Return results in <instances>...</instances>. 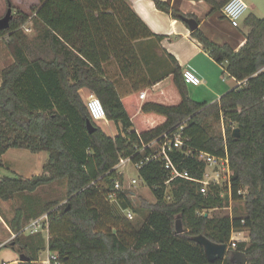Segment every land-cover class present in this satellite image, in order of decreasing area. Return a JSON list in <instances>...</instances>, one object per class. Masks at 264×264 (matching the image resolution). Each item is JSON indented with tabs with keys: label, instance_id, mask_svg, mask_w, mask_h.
<instances>
[{
	"label": "trees",
	"instance_id": "obj_1",
	"mask_svg": "<svg viewBox=\"0 0 264 264\" xmlns=\"http://www.w3.org/2000/svg\"><path fill=\"white\" fill-rule=\"evenodd\" d=\"M153 1L176 19L198 20L169 1ZM204 1L211 7L210 15L226 18L222 9L229 0ZM40 2L33 16L17 11L10 27L0 30V38L8 36L14 57L3 69L0 85V166L10 148L47 151L49 158L42 174L0 178V200L66 182V202L49 201L37 213L48 214L49 250L57 253V264H244L232 260L234 251L246 254L245 264H264V17H246L249 32L238 49L211 40L199 28L193 31L218 63L227 62L224 73L240 82L209 103L190 97L183 68L172 55L169 83L160 91L151 90L156 82L149 79L136 42L163 36L155 34L126 0ZM30 17L38 37L50 42L51 58L29 56V37L22 26ZM110 61L130 80L129 94L121 96L116 80L106 74L105 64ZM84 87L102 101L117 136L108 135L91 118L80 94ZM143 90L146 97L141 99ZM157 117H163V122ZM216 117L236 123L227 127L226 137L211 135L206 128V122ZM89 120L97 127L93 133L88 130ZM182 123L184 148H193L195 154L175 149L171 157L198 181L177 178L167 183L170 173L164 161L146 160L156 147L144 145L178 130ZM236 128L239 137L234 136ZM199 151L228 156L230 188L212 183L206 194L202 192L207 162L198 158ZM121 157L144 162L138 173L156 197L154 202L142 201L145 219L139 226L117 214L109 198L115 179L123 180L115 168ZM225 193L245 200L244 217L205 215L206 210L224 206ZM127 194L126 190L119 193L121 209L133 208ZM26 218L24 210L18 209L10 221L17 236L3 247L26 256L19 264H41L39 253L46 249V241L42 233L23 234ZM178 219L185 230L177 231ZM243 230L250 240L233 242V233ZM198 235L227 244L226 257L210 261L204 246L195 240Z\"/></svg>",
	"mask_w": 264,
	"mask_h": 264
},
{
	"label": "crops",
	"instance_id": "obj_2",
	"mask_svg": "<svg viewBox=\"0 0 264 264\" xmlns=\"http://www.w3.org/2000/svg\"><path fill=\"white\" fill-rule=\"evenodd\" d=\"M36 1H38L37 7H39L41 5V2L40 0ZM126 1L155 34L163 36L161 40L154 37L142 39L136 42V48L143 60V65L146 70V73L153 83L156 82L151 87L152 91H160L169 83L170 73L173 68V63L170 60L169 55H172L177 59V61L183 68V71H185L186 69H192L200 77V79L202 80V85L205 86V92L207 93L210 99L209 103L219 100L225 93L240 84V82H238L236 78L231 76V83H226L227 79L224 77L222 70L224 69V66L227 64V62L218 63L213 58L210 51L207 50L196 37L193 36V31L190 29L189 25L184 20L176 19L172 17L171 14L158 9L153 0ZM164 1H169L172 6H176L185 14L195 15L199 20V29H201L209 38L210 36L206 33V31H209V33H213V35H217L218 37L222 38L221 35L224 32L223 24L225 23V21H227L228 23L229 21L226 18L219 19V17L214 14L210 15L211 7L206 1ZM245 19L246 18L243 19L241 25H244ZM206 25L210 27L209 30L206 29ZM229 25L233 27L230 23ZM25 26L30 29H33L35 32L37 31V29L33 25V20L32 22L28 21ZM233 28H236V30L239 29L238 27ZM246 28L247 31L244 30L242 32H239V36H236V42L238 43L236 49L240 48L246 41V34L249 32V27L246 26ZM5 62L4 60H2L0 54V64L3 63V65H5ZM8 65L3 66L1 68V78L3 69L6 68ZM117 69L118 65L115 61H110L105 64L106 74L110 78L116 80L118 91L121 96H124L129 94L133 90L132 84L128 78H123L124 76H121L120 69ZM117 77H119V80L117 79ZM1 83L2 79L0 85ZM144 91L146 90H143V92ZM80 94L86 102L87 99L94 94V92L89 88L84 87L81 88ZM105 120L108 123H114L113 121H110L107 118ZM157 120L159 122H163V117H159ZM117 134L118 129L117 133H114L110 136L115 137L117 136ZM10 149H17L22 151L28 150L21 148ZM22 151L19 152L24 156H28L30 161L37 164V167L39 169L38 171H40V174H42L44 172V165L49 158V153L47 151L32 152L28 150L30 152L28 154L25 152L22 153ZM7 152L2 156V166L4 165L3 158L7 154ZM3 176L6 175L0 174V178H2ZM54 184H56L55 186L60 185V187L62 188L65 187V193H63L62 197H60L61 200H59L57 197H50L47 199L41 197L38 192L42 190V188H47L46 186L39 188L36 192L19 193L14 199L9 201L0 200V264H19V262L21 261L20 253H18L12 248L3 247L5 244L10 242L17 236V233L13 231L10 225V221L16 216L17 211L20 208L24 210L25 217H28L25 220L26 224L23 229V234L25 236H28L36 233H42L43 238L46 241V249L39 253V262L41 264H51L50 257L53 252L49 250V223L47 221L44 223V225L40 224L44 216H46L48 220V214H42L38 216L37 213H39L43 206L49 201L56 200L59 201L61 204L64 203L67 194L66 182L61 180L52 183L49 185L50 188ZM50 188L49 191H52L53 189L50 190ZM6 204L10 205L9 211H5L3 209L4 205L6 206ZM37 224H40V226H38ZM44 253H46L45 257Z\"/></svg>",
	"mask_w": 264,
	"mask_h": 264
},
{
	"label": "rangeland",
	"instance_id": "obj_3",
	"mask_svg": "<svg viewBox=\"0 0 264 264\" xmlns=\"http://www.w3.org/2000/svg\"><path fill=\"white\" fill-rule=\"evenodd\" d=\"M13 6V13L17 11H23L25 13H28L29 15L33 16V8L37 7L38 1L36 0H10ZM245 2L248 4L249 9L245 15V18L250 15L254 14L258 17L263 18L264 17V0H245ZM10 7L9 0H0V18L5 16L8 9ZM32 22V17H30L29 22ZM243 21V20H242ZM28 23V22H27ZM26 23V24H27ZM25 24V25H26ZM22 26V30L28 35V41L29 46L28 54L31 58H37L40 56L51 58L54 56V50L50 46V42L45 40L43 36H39L38 31H34L33 29H30L26 26ZM210 27L206 25V29L209 30ZM242 28V29H241ZM241 28L236 30V28H233L229 25L227 21L223 24L224 32L221 35L222 38L218 37L217 35H213V33H209V31H206V33L210 36V38L216 42H228L233 47L237 48L238 43L236 42V36H239V32L247 31V28L244 25H241ZM29 29V30H28ZM205 29V30H206ZM33 30V31H31ZM8 36H5L3 38H0V54L2 57V60H4L5 65L3 63L0 64V70L3 66H6L8 64H11L13 61V55L7 45ZM13 57V58H12ZM118 65V64H117ZM227 64L224 66V69L222 70V73L224 77L227 79L226 83H231V78L227 73H224L226 71ZM116 69V68H115ZM118 69L119 65H118ZM117 69V70H118ZM166 69V68H165ZM167 70V69H166ZM121 72V71H120ZM221 73V76H222ZM122 76V75H121ZM120 76V77H121ZM125 78V77H123ZM1 73H0V82H1ZM119 80V77H117ZM189 89V95L190 97L199 102L208 101L210 102V99L205 92V86L202 85H194V84H188ZM97 124L106 131L109 135H113L114 133H117V127L114 123H108L106 120H100L97 122ZM229 125L235 126L236 123H233L229 120H226L224 117H216V118H210L206 122V128L211 133V135H222L223 137H226L227 127ZM136 129H138V126L136 125ZM17 149H10L7 154L3 158L4 165L0 167V174L2 175H17L22 176L25 178H29L35 174H40V171H38L37 164L33 163L29 160L28 156L22 155ZM30 153L27 151H22V153ZM27 155V154H26ZM208 171L210 172V176L215 179L216 173H220L219 177V185L221 187H231V175H232V169L230 166V163L227 166H224L223 164H220L218 167L214 168V166L210 165L208 166ZM229 170V171H228ZM17 172V174H16ZM230 172V175H229ZM42 173V172H41ZM139 173L138 170L135 169L132 165H128L125 168L124 171V180H125V188L124 190L127 191V195L132 203V209L125 210L121 209L119 207L118 201L114 200L112 201L113 208L117 214L120 215H126L136 226H139L144 221V215L141 213V203L143 200H148L151 202H154L156 200V197L152 190L147 186V184L144 182V180L141 177H138ZM136 178L138 181L137 183H131V180ZM212 181V180H211ZM46 186L47 188H42L38 193L41 197L47 199V198H58L61 200L60 197H62V194L65 193V187H60V185L55 186ZM55 187V188H53ZM50 190L52 191H49ZM228 188V189H229ZM168 194H171V189H168ZM225 202L223 207H218L210 210H206L204 213L205 215H209L211 217H217L221 218L223 216H231V217H244L246 215V206H245V200H234L232 197L225 193ZM66 202V199L64 200V203ZM3 209L5 211L10 210V205L6 204L4 205ZM134 209H140V212H135ZM131 213V216H130ZM47 217L44 216L43 220H41V225H44L45 222H47ZM40 224H37L40 226ZM233 242L235 241H249V232L247 230L243 231H236L233 233ZM46 256V253H44V257ZM231 258H233L234 261L237 262V260L241 259V254H231Z\"/></svg>",
	"mask_w": 264,
	"mask_h": 264
},
{
	"label": "built area",
	"instance_id": "obj_4",
	"mask_svg": "<svg viewBox=\"0 0 264 264\" xmlns=\"http://www.w3.org/2000/svg\"><path fill=\"white\" fill-rule=\"evenodd\" d=\"M249 9L248 4L245 2V0H229L225 6L223 7L222 11L225 17L229 20L231 25L233 27H240L242 20L245 18V15ZM29 30V29H28ZM184 77L188 84H194V85H200L202 83V80L200 77L192 70V69H186L184 71ZM140 97L144 99L146 97V92H142ZM86 105L88 108V111L91 115V118L95 122H99L100 120L106 119V110L102 103V101L95 95H91L87 101ZM185 128V123H182L178 130L176 131H168L165 132L163 135L160 136V138L153 140L152 142L144 145L145 147H156L155 153L148 157L146 160L149 161L151 159H161L164 161L165 168L169 171V179L167 180V183H170L171 181L177 179V178H184L188 180H195L197 179L193 178L188 170H181L174 162V160L171 157V151L178 149L181 151H184L186 155H194L195 150L189 146L184 148L186 142L183 137V131ZM140 152L143 151V149L139 150ZM197 156L199 159L207 162V167L205 170V175L203 180H201V183H203L202 192L207 193L208 186L212 183H219V177L220 173H216L215 179L210 176V172L208 171V166L212 165L214 168L218 167L220 164H223L224 166L229 165V158L227 157H218L211 153L205 152V151H199L197 153ZM144 162H133L132 157H121L119 160V163L116 165V169L118 171L119 176H123V180L121 179H115L114 182V190L109 195V198L111 201H116L118 199L119 193L122 192L125 188V180H124V171L125 168L128 165H132L135 169L139 171V169L143 166ZM229 171V170H228ZM230 175V172H229ZM140 177V175L138 176ZM212 180V181H211ZM137 179L134 178L131 180V183H137ZM131 216V213H130ZM50 261H55L56 264L58 262V255L57 253H52L50 257Z\"/></svg>",
	"mask_w": 264,
	"mask_h": 264
},
{
	"label": "water",
	"instance_id": "obj_5",
	"mask_svg": "<svg viewBox=\"0 0 264 264\" xmlns=\"http://www.w3.org/2000/svg\"><path fill=\"white\" fill-rule=\"evenodd\" d=\"M13 14H14L13 9L10 6L6 15L0 18V30L8 29L10 27V22L13 18ZM183 20L189 25V27L192 31H195L199 28V22L197 19L184 17ZM87 126H88V130L90 133L95 132L97 129L96 125H94L91 120L88 121ZM239 135H240V129L236 128L234 131V136L239 137ZM176 228H177V231L185 230L183 228V224H182L181 219L177 220ZM195 240L204 246L205 253H206V255L210 261L214 262L218 259H224L226 257V254H227L228 249H229L227 244L216 243L204 235L196 236ZM235 254L236 255L241 254V259L237 260V262L244 263V264L247 263V256L245 253L234 251L233 255H235ZM20 259H21V261H24V260H26V256L21 253ZM232 260H233V258H232Z\"/></svg>",
	"mask_w": 264,
	"mask_h": 264
}]
</instances>
